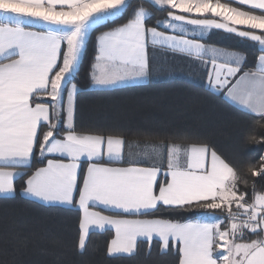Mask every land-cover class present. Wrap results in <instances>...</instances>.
<instances>
[{
  "label": "snow or ice",
  "instance_id": "obj_1",
  "mask_svg": "<svg viewBox=\"0 0 264 264\" xmlns=\"http://www.w3.org/2000/svg\"><path fill=\"white\" fill-rule=\"evenodd\" d=\"M101 28L91 87L135 86L155 55L179 56L264 128V0H0V198L76 211L80 254L100 232L109 259L155 241L174 264H264V155L242 168L207 138L78 122L74 81ZM214 30L257 45L255 66L208 43Z\"/></svg>",
  "mask_w": 264,
  "mask_h": 264
},
{
  "label": "trees",
  "instance_id": "obj_2",
  "mask_svg": "<svg viewBox=\"0 0 264 264\" xmlns=\"http://www.w3.org/2000/svg\"><path fill=\"white\" fill-rule=\"evenodd\" d=\"M146 7H149L145 3ZM166 14L157 13V18ZM95 32L89 40L81 70L74 82L82 91L78 98V122L127 130L150 129L185 134L193 139L207 138L229 158H239L240 167L255 162L263 155L264 143L247 139L264 136V128L255 130L247 117L222 94H213L204 84L173 78L139 83L110 91H99L90 85L88 70L95 56ZM226 33L215 31L207 42L218 43ZM222 36V37H221ZM229 37V34H228ZM227 42V41H226ZM258 50L248 51L247 66H253ZM264 124V122H261ZM163 215H169L164 212ZM76 211L47 207L20 196L0 198V264H174L171 255H160L153 242L151 256L144 245L133 258L109 259L104 250L110 234H90L87 251L73 250L76 236ZM197 217L195 211L179 216L181 220ZM27 238V245L21 241Z\"/></svg>",
  "mask_w": 264,
  "mask_h": 264
},
{
  "label": "crops",
  "instance_id": "obj_3",
  "mask_svg": "<svg viewBox=\"0 0 264 264\" xmlns=\"http://www.w3.org/2000/svg\"><path fill=\"white\" fill-rule=\"evenodd\" d=\"M213 32H215V30L210 32L206 36V38L211 37ZM216 37H218L217 38L218 43H216V42L215 43L214 42H208V43L215 45V46H218V47H221V48H225V49H229V50H236V51L242 52L247 57L246 68H253L255 66V64L257 63V57L260 53H259V51L257 52L254 65L248 67L247 66V63L249 61L248 51L258 50L257 45H254L253 43L245 41L242 38H238L234 35H229V37H228V34H227L226 37L224 38V42H223V40L220 39L219 35H217ZM150 55H152V54L150 53ZM153 67H154V71H153L151 77L147 81L137 82V84L147 83L150 81L167 80V79H173V78H184V79H188V80L197 82L199 84L205 85L204 73L201 72L199 69L195 68V66L192 65L185 58H182L179 56H177V57H161L159 55H155L154 60H153ZM224 98H225V96H224ZM196 219H197V217L193 218V219H189V220L195 221Z\"/></svg>",
  "mask_w": 264,
  "mask_h": 264
},
{
  "label": "rangeland",
  "instance_id": "obj_4",
  "mask_svg": "<svg viewBox=\"0 0 264 264\" xmlns=\"http://www.w3.org/2000/svg\"><path fill=\"white\" fill-rule=\"evenodd\" d=\"M164 17H161L160 19H163Z\"/></svg>",
  "mask_w": 264,
  "mask_h": 264
},
{
  "label": "built area",
  "instance_id": "obj_5",
  "mask_svg": "<svg viewBox=\"0 0 264 264\" xmlns=\"http://www.w3.org/2000/svg\"><path fill=\"white\" fill-rule=\"evenodd\" d=\"M263 155H264V150H263Z\"/></svg>",
  "mask_w": 264,
  "mask_h": 264
}]
</instances>
